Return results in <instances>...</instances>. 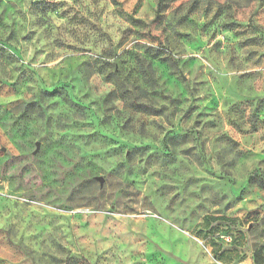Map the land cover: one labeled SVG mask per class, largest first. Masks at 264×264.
Masks as SVG:
<instances>
[{"label":"rangeland","instance_id":"1","mask_svg":"<svg viewBox=\"0 0 264 264\" xmlns=\"http://www.w3.org/2000/svg\"><path fill=\"white\" fill-rule=\"evenodd\" d=\"M73 2L83 3L84 0ZM102 2L91 0L93 6ZM110 2L115 5L121 0ZM25 3L27 9L21 7ZM173 3L175 0H122L123 7L113 12L102 7L98 15L91 11L84 15L87 4L83 10H78L65 7L67 0H0V125L11 124L16 130L15 137L10 136L8 141L0 136V195L5 191L20 194L12 207H20L28 213L22 226L32 245V253L38 257L33 264H41L46 257L47 264H91L86 257L75 255L69 247L59 243L54 238L57 233L63 234L60 239H67L69 244L79 245L81 249L90 247L95 235L114 236L121 242V248L125 247V242L132 248V264H167L155 248H144L141 243L151 234V222L147 224L146 233L130 231L145 227L149 191L167 200L169 207L175 205L173 211L177 213L183 205L196 201L191 216L198 226L206 219H223L230 228L242 232V256L236 260L237 264H256L255 255L264 264V167H261L264 149L260 148L264 136L252 139L264 129V79L261 78L264 71L255 70L264 65V0H240V4L236 0H181L174 15L181 11L184 15L176 20V28H198L199 38L192 31L175 29L168 35L172 25L164 27V24ZM149 12L155 15L146 22L141 16L146 17ZM201 15L205 22L197 23ZM43 16H48L57 28L67 25L66 30L78 39L53 41L57 50L50 54L49 64L41 67L55 69L57 61L63 64L67 56L74 58L70 63L84 69L85 82L92 74L103 77L95 82L93 90L99 91L104 85L116 82V88L106 93L105 104L127 101L133 92L143 95L144 89L157 97L161 94L152 92L153 87L162 88L165 93L175 92L179 87V94L171 98L173 116L178 123L169 124L159 150H152V141L154 132L161 128L153 129L149 125L165 114L168 105L156 108L133 101L125 107L131 114L122 120L119 111L108 115L113 111L109 108L97 115L86 98L82 102L79 97L69 99L77 89L74 85L69 87L71 81L62 82L60 72L53 73L58 87L34 89L36 72L31 64L44 52L43 47L34 48L41 42L37 29L44 27L47 31L46 22L36 18ZM89 16L99 19L100 23H93ZM120 21L130 26L117 27ZM113 28L120 34L118 41L114 39ZM132 39L138 41L133 48L140 51L125 49L116 57L118 63L102 58L115 56L111 51L114 43L120 48ZM172 39L182 42L180 51L171 46ZM104 42L109 48L94 52ZM205 48H208L207 54L203 53ZM192 51H199L201 55H189L188 60H183V56ZM89 53H93L95 59ZM29 55L31 59L25 66L22 62ZM181 62L185 70L177 75L173 70ZM220 64L225 71L216 75ZM245 68L247 71L243 70ZM189 83L197 99L186 104L188 90L184 86ZM225 95L232 99H223ZM163 98L169 97L164 95ZM45 102L49 109L63 108L72 118L70 125L56 129L59 140L51 143H45L48 137L35 139L32 132V125L45 117L46 126L52 125V116H46L48 110L42 107ZM225 112L231 114L232 119L227 128H222L220 114ZM21 122L23 127H18ZM245 124L249 126L247 130ZM129 136H136L141 142L130 144ZM194 138L201 140V153L209 142L217 157L235 152L236 159L229 167L234 168L237 175L246 173V177L230 179L231 173L226 176L220 167H207L209 157L194 155ZM102 141L107 142L106 150H95ZM78 144H82L79 149ZM124 149H127L125 162L131 163L143 156L144 167L128 168L122 187L120 169L124 168V163L108 172L107 178L84 174L86 167H94L93 161L104 156L110 160L119 157ZM236 149L241 150L236 152ZM74 150L80 153L79 157L69 163ZM63 153H67L69 160L58 165L48 163L53 154H57L59 161V154ZM181 166L194 174L183 179L173 175ZM160 169L166 170L167 179L174 182H164ZM81 176L84 178L76 184L74 178ZM98 178L103 179L102 184ZM69 181L75 185L71 190L66 187ZM94 182L104 189L100 199H112L108 190L119 187L118 198L112 202L108 215H104L103 205L93 208L96 197L89 199L95 191ZM224 187L230 191L225 192ZM192 188L197 190L190 191ZM84 190H87L86 195L81 194ZM183 193H187V199L180 200ZM3 206L0 201V210ZM16 227L11 226L7 235L0 231V255L6 257L7 264H15L25 255L21 247L13 245L8 238ZM169 233L177 257H184L181 264H217L209 249L194 239V231L169 226ZM46 245L49 252L42 251ZM51 249H55V255L51 254ZM0 264L5 262L0 261Z\"/></svg>","mask_w":264,"mask_h":264},{"label":"clouds","instance_id":"2","mask_svg":"<svg viewBox=\"0 0 264 264\" xmlns=\"http://www.w3.org/2000/svg\"><path fill=\"white\" fill-rule=\"evenodd\" d=\"M49 2H54V0H49ZM237 4H240V0H236ZM87 4L88 10L83 11L84 15H89V11L96 12L97 15L98 9L102 7H106L108 12H113L116 8L123 7L122 0L121 2H118L117 4L113 5L110 0H103L101 4L93 6L91 4V0H84L83 3H74L73 0H67V6H71L72 8L83 10L84 5ZM181 0H175V3L172 4V6L168 9V12L166 13L168 16V20L165 22L164 27H167L170 23L172 25V28H169L168 35H172L173 29L176 31H192L193 35L199 38V29H188V28H176V20L179 19L180 16L184 15V11H181L174 15L175 10L180 7ZM21 7L27 9L28 5L27 3L21 5ZM131 5L128 6L130 9ZM64 9H61L60 11H63ZM56 15H59V11L56 13ZM155 13L149 12L147 16H141V18L145 19L146 22H150L154 18ZM90 19L93 20V23H100L99 19H95L92 16H89ZM32 17H29V20H32ZM36 19H41L42 21L46 22L47 31H45L44 27H40L37 29V31L41 34L39 36L40 43L35 44L34 48H44V52L41 56H38L36 60L31 64V67L34 72H36V77L34 79L33 87L34 89H39L41 87H58L57 80L53 78L54 72H60L62 73L60 79L64 83H68L69 87H72L73 85L77 89V91H74L71 94V97L69 99H73L76 97H79L81 102L83 99H87L91 106L94 107L97 110V115L104 114L107 109L111 108L113 109L112 112H108V115H116L117 111H119L120 119L126 120L128 116L131 114L130 110L126 111L125 107L127 104L135 101L137 104H149L153 107L159 108L162 104L168 105V109L165 112V114L156 119L154 124L149 125V127L155 129L157 126L161 128L160 131L154 132L155 139L152 141L154 144L153 151H157L162 147V141L163 137L167 135V129L169 127V124H175L178 123L176 117L173 116L174 106L171 104V98L174 95H178L180 90L179 87L176 88L175 92H164V89L162 88H156L153 87L151 89L152 92H159L161 95L154 97L151 95V92H149L147 89H144V94L142 95L140 92H133L132 96L129 100H114L110 101L108 104H105V97L106 93L110 90H113L116 88V82L106 84L104 85L99 91H95L94 84L97 80H102L103 77L98 76V74H92L91 78L85 82L83 79V73L84 69H78L77 66L74 63H70L74 58L72 57H64V63L59 64L57 61L58 67L55 69H52L51 67H41V65H48L49 60L51 59V55L56 52V46L53 43V41L60 39L62 41H69L78 39V36H74L70 34L66 29L67 25H65L64 28H57L53 25V22L51 19H49L48 16L43 17H37ZM205 22L203 20V16L201 15L200 18L197 20V23ZM130 25L125 24L124 21H120V24L117 25V27L123 28L128 27ZM107 30V29H106ZM148 29H144V31H147ZM114 39L119 40L120 34L116 31L115 28L111 29ZM23 34V33H21ZM93 39H96L95 36H93ZM205 40L208 39L207 36L204 37ZM138 41L136 39H132L128 42H126L122 47L117 48L115 43L111 46V51L115 53V56L113 57H102L103 59L109 60L110 63H118V60L116 57H119L120 53L123 52L125 49H133L135 51H140L138 49H134L133 46ZM171 46L173 48H176L177 51H180L182 48V42H177L175 39H172ZM155 47V45L153 46ZM209 48L211 45L208 46ZM101 48H109V45L104 42L103 44H100L97 48L94 49V52L100 51ZM208 48L203 49V53L207 54ZM92 59H95V55L93 53L88 54ZM190 56H200L201 52L199 51H192L188 55L183 56V60H188ZM45 57H48L49 59H45ZM31 59V55L26 57L23 60V64L25 66L28 65L29 60ZM185 67L183 62L181 64L177 65V68L174 69L179 75L180 72L184 71ZM244 71H247V68L243 69ZM257 72L264 71V65L261 67H258L255 69ZM225 71L224 65L220 64L219 68L217 69L216 75L222 74ZM264 79V76L261 77ZM43 81V82H42ZM123 82V80H121ZM127 87V85H126ZM188 90L187 98L185 99V103H192L194 100L197 99V93L192 92L193 85L191 83L184 86ZM264 94V93H262ZM33 95H35V92H33ZM167 95L169 98L164 99L163 96ZM139 97V99H137ZM184 99L185 97H181ZM223 99H232L231 97H228L225 95ZM42 107L44 109H47V115L52 116L53 121L51 126H46V117L43 121H37L35 124L32 125V132L35 139H41L42 137H48L47 141L45 143H51L54 140H59V137L56 135V129L63 125H70L72 123L71 115L68 113H65L63 108L56 107L49 109L48 103L45 102ZM230 107V105H229ZM72 111H75V109H72ZM232 119V115L228 113H222L220 114V123L222 128L228 127V121ZM18 127H23V122ZM137 127L139 125L137 124ZM245 130L248 129V125H244ZM15 131L11 128V124H3L0 125V136L3 137L5 141H8L9 137H15ZM195 134V130H193ZM260 136H264V129H262L259 133H257L256 137H253L252 139L258 140ZM15 142V141H13ZM141 142L138 137L136 136H129L128 143L135 144ZM20 143H23V141H20ZM200 144L201 140L199 139H193L192 146L196 148V153L194 155L203 157L207 156L209 159L206 161V166L209 168H215L220 167L223 169V172L226 176H229L230 179H243L246 177V173L237 175L236 170L234 168L229 167L236 159L235 152L224 155L222 157H217L215 154V150L211 146V142H209L208 147L206 148L205 152H200ZM106 141H102L96 145L95 150H100L101 148H104L106 150ZM82 144L77 145V149L81 148ZM244 147H247V145H244ZM260 148L264 149V143H260ZM241 149H236V152H239ZM127 149L122 150L119 157L109 159L107 156L101 157L100 159H97L93 161L94 167H86L84 170V174L86 176H102L107 178L108 172H110L112 169L117 168V166L120 163H124V168L120 169V171L123 173V176L120 177L121 183L120 186H123V179L127 178V169L128 168H143L144 167V157L140 156L136 159H134L131 163H127L124 161V152H126ZM79 152L75 151L72 155V160H69V157L67 153L59 154L60 160L58 161L56 159L57 154H53L51 159L48 161L49 164L52 165H58L63 160H69V163H72L74 159H78ZM261 167H264L262 165ZM160 171L163 173L164 182L166 183H172L174 181L168 180L167 177L169 173L164 170L160 169ZM194 172L189 171L188 169L181 166L178 170H174L173 175H178L181 179H183L186 175H193ZM84 177H75V183L79 184L80 180H82ZM19 183V181H17ZM225 185H227V181L224 182ZM75 185L69 181L66 184V187L71 190L72 187ZM95 191L92 192L91 196H89V199L92 197H96V199L93 201V208H95L97 205H103L104 208V215H108L111 211V204L114 200L118 198L119 194V187H114L112 189H109V193L112 197V199H100V194L104 189H101L98 182H94ZM197 189L192 188L190 191H196ZM179 191V189H177ZM225 192H229L230 189L228 187H224ZM82 195L87 194V190H84ZM19 193H11L10 191H5L2 195H0V201H3V208L0 210V215H2V219H0V231H3L6 235L8 233V230L11 226L15 225L16 231L11 235L8 236L9 240H11L13 245L20 246L22 251H24L25 255L21 256L17 261H15V264H24V261H28V264H33L35 260L38 259V257L32 253V245L29 243L28 239L26 238L27 233L24 231V228L22 226V221L25 216L28 215L27 212L22 211L20 207H12V204L15 203V201L19 198ZM149 200L148 204L146 205V208L149 210L147 215V220L145 222V227L143 229H131L130 231L136 232L137 234H140L141 232L146 233L147 232V224L149 222L152 223V230L151 234L148 235L147 240L141 241L144 248H155L159 256L167 261V264H181V261L184 259V257H177L176 251L174 249V246L171 242V234L169 233V226H172L174 229L179 228H185L189 229L191 231H195L198 227L197 221L191 216V213L195 210L196 207V201H191L188 204H185L180 209L179 213L173 211V208L175 205L169 207V202L167 200H161L158 196L154 195L153 192H148ZM187 199V193H183L180 197V200ZM229 199H231V196H229ZM180 201H177V204H179ZM182 217V219H181ZM163 221V223H161ZM25 236V239L21 240V234ZM174 234V233H173ZM62 233L55 234L54 238L58 240L59 243L63 244L65 247H69L77 256L86 257L88 261L91 262V264H96L98 261V264H132L130 259V254L132 252L131 247H127V242H125V247H120V241L115 239L114 236L112 237H102L99 235H95L91 246L87 249H81L79 245L76 244H69L67 239H60L62 236ZM108 249H111V252H108ZM119 249V250H118ZM163 250V251H161ZM42 251L49 252L50 249L46 245ZM107 253V254H106ZM51 254L55 255V249H51ZM103 257V258H101ZM142 260V258H141ZM0 261L5 262L7 264L6 257L4 255H0ZM41 264H47V257L44 261L41 262Z\"/></svg>","mask_w":264,"mask_h":264},{"label":"trees","instance_id":"3","mask_svg":"<svg viewBox=\"0 0 264 264\" xmlns=\"http://www.w3.org/2000/svg\"><path fill=\"white\" fill-rule=\"evenodd\" d=\"M213 221H209L206 219L201 223L197 229L194 231V235L201 241H204L207 246L211 249V254L214 259L222 261V262H231L237 259H240L239 252L243 247L244 236L242 232L237 229H232L228 226V224L222 222L223 219H212ZM215 222V223H213ZM230 232H236L238 238H235L230 245V247H223L214 239L212 236L215 233H223L224 235L229 234ZM255 263L262 264V259L256 257L255 255Z\"/></svg>","mask_w":264,"mask_h":264},{"label":"built area","instance_id":"4","mask_svg":"<svg viewBox=\"0 0 264 264\" xmlns=\"http://www.w3.org/2000/svg\"><path fill=\"white\" fill-rule=\"evenodd\" d=\"M236 232H230L229 234L224 235L223 233H215L212 236V239H214L216 242H218L220 245H222L223 247H230V245L232 244L233 240L235 238H238L237 234H235ZM193 237L196 241H198L201 245H203L204 247H207V249H209V253L211 254V249L207 246V244L204 241L199 240L198 238H196V236L193 234ZM242 249V248H241ZM239 255L242 256V251L240 250ZM217 264H237L236 260L231 261V262H222L219 260H216Z\"/></svg>","mask_w":264,"mask_h":264},{"label":"water","instance_id":"5","mask_svg":"<svg viewBox=\"0 0 264 264\" xmlns=\"http://www.w3.org/2000/svg\"><path fill=\"white\" fill-rule=\"evenodd\" d=\"M98 181L100 182V184L103 183V179H101V178H98Z\"/></svg>","mask_w":264,"mask_h":264}]
</instances>
